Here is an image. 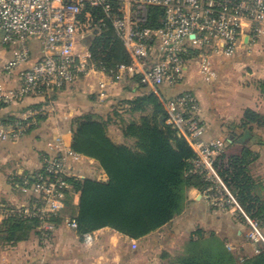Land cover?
Wrapping results in <instances>:
<instances>
[{
  "label": "built area",
  "instance_id": "built-area-1",
  "mask_svg": "<svg viewBox=\"0 0 264 264\" xmlns=\"http://www.w3.org/2000/svg\"><path fill=\"white\" fill-rule=\"evenodd\" d=\"M152 8H157L155 22L150 19ZM93 9L101 16H95ZM107 20L131 57L129 64L117 68V76L138 74L141 83L158 91L162 86L184 82L193 71L205 81L217 79L218 58L235 56L247 44L264 37V0H0V41L16 47L13 56L0 65V73L13 77L19 66L35 57L30 40L40 42L36 61L20 73L19 87L0 88V105L28 94H49L82 75L112 76L91 62L88 43L82 42ZM164 104L168 123L187 138L196 153L191 171L205 176L208 185L203 191L221 210L232 209L247 222L249 241L264 244L263 220L244 211L215 166L225 141L204 137L206 125L195 93L183 91ZM44 112L43 108L35 109L22 121L3 123L0 139L21 137L35 123L30 117ZM51 149L53 153L43 156L41 169L31 174L33 180L25 175L21 184L33 194L21 211L38 217L43 241L52 236L56 229L52 218L66 207L67 195L74 191L69 177L83 178L72 163L88 158L73 150L63 136L56 138ZM10 211L0 204L2 214ZM63 221L78 230L76 218L67 215ZM81 236L92 243L96 230ZM227 246L234 249L231 243Z\"/></svg>",
  "mask_w": 264,
  "mask_h": 264
},
{
  "label": "trees",
  "instance_id": "trees-1",
  "mask_svg": "<svg viewBox=\"0 0 264 264\" xmlns=\"http://www.w3.org/2000/svg\"><path fill=\"white\" fill-rule=\"evenodd\" d=\"M93 12L101 16L97 9ZM156 16L157 8H152L150 19L155 22ZM86 42L91 62L112 72L114 77L120 65L131 61L109 20L97 25ZM134 79L141 87L134 96L111 99L106 114L86 112L72 119L73 150L94 158L105 170L107 179L69 177L74 191L68 193L66 207L52 218L56 225L69 215L76 218L80 234L110 227L130 238L141 239L184 211L191 188L203 191L207 187L205 176L191 171L196 156L193 147L167 121L169 113L164 101L186 90L167 96L163 86L155 91L141 83L138 74ZM259 86L264 92V79ZM64 87L44 94L45 99L32 108L40 109L55 100ZM43 118V113L31 116L35 123L24 134L35 129ZM22 120L9 117L3 122ZM111 124H117L132 144L116 142L108 132ZM263 125L264 114L250 107L238 124L251 129ZM238 137L233 132L223 139L225 148L217 155L215 166L244 211L253 219L263 220L264 226V183L251 170L257 153L247 143L239 142ZM24 176L15 178L18 184H22ZM28 177L33 180L31 174ZM6 208L12 212L0 221V243L15 245L35 232L42 242L47 241L41 239L38 217L24 215L21 208ZM247 241L259 251L246 254L242 248L230 249L215 232L199 229L176 255L165 252L163 264H264V244Z\"/></svg>",
  "mask_w": 264,
  "mask_h": 264
},
{
  "label": "crops",
  "instance_id": "crops-1",
  "mask_svg": "<svg viewBox=\"0 0 264 264\" xmlns=\"http://www.w3.org/2000/svg\"><path fill=\"white\" fill-rule=\"evenodd\" d=\"M15 51L16 47L0 45V65ZM39 52L36 49L34 59L19 66L13 77L7 78L0 73V88L19 87L21 71L36 61ZM217 70L218 77L213 81H205L193 71L184 82L165 85L163 89L167 96L183 90L195 93L200 103V116L206 125V139L229 138L235 132L239 141L249 129L254 138L250 137L246 143L257 153L251 170L264 183V125L253 129L238 126L248 107L264 114V92L259 86L260 80L264 79V37L247 44L235 56L218 58ZM134 76L128 72L121 73L120 77L105 73L82 75L67 84L58 98L43 105L44 118L35 129L16 139H0V203L17 208L27 205L33 194L25 191L15 178L41 169L43 156L52 151L51 145L58 136H63L65 142L72 146V119L75 116L97 112L100 105L107 108L111 99L132 97L140 92V83ZM44 99L41 93L5 102L0 107V126L9 117L30 115L34 111L33 105ZM117 136L116 140L113 139L118 143L133 142L122 132H118ZM72 164L82 176L98 178L101 175L107 179L105 170L94 158L88 157ZM4 216L1 214L0 221ZM247 225L232 209L221 210L212 196L198 188H191L184 211L145 236L144 240L156 245L171 242L178 244L176 247L180 249L197 230L202 229L215 232L227 243L242 248L246 254H254L255 248L247 241ZM135 240L110 227H103L96 230L95 240L88 243L78 230L62 221L46 242H42L35 232L28 240L15 245L0 243V264H124L121 262L126 256L125 243L129 245Z\"/></svg>",
  "mask_w": 264,
  "mask_h": 264
},
{
  "label": "rangeland",
  "instance_id": "rangeland-1",
  "mask_svg": "<svg viewBox=\"0 0 264 264\" xmlns=\"http://www.w3.org/2000/svg\"><path fill=\"white\" fill-rule=\"evenodd\" d=\"M1 38V33H0ZM88 38H83L82 42H86ZM2 45V43H0ZM30 45L33 47L34 50L38 49L40 51V42L36 39L30 40ZM246 69V67H244ZM110 110V104L107 108H103L102 105L99 106L98 113L106 114ZM109 135L112 136L115 140L118 138L117 133L121 132L120 128L117 124H111L108 128ZM205 137V135H204ZM129 144H132L130 141H126ZM94 176V175H93ZM100 176V177H99ZM87 177L83 175V178ZM97 177V176H94ZM98 179H103L101 175H98ZM248 226V225H247ZM264 229V226L262 230ZM249 232V226L248 231ZM264 234V230H263ZM143 239V240H142ZM248 239V238H247ZM148 243V244H147ZM178 244H174L171 242L168 243H160L156 245V243L148 242V240H144V237L140 239H136L134 242H130L128 245L125 243L126 252L124 253L126 256L122 259L121 263L124 264H163L166 261L163 258V254L168 252L171 255H176L178 252L182 250L183 245L181 248H177Z\"/></svg>",
  "mask_w": 264,
  "mask_h": 264
},
{
  "label": "water",
  "instance_id": "water-1",
  "mask_svg": "<svg viewBox=\"0 0 264 264\" xmlns=\"http://www.w3.org/2000/svg\"><path fill=\"white\" fill-rule=\"evenodd\" d=\"M250 137H253V135L251 131L247 129L245 134L239 139V142L246 143Z\"/></svg>",
  "mask_w": 264,
  "mask_h": 264
}]
</instances>
